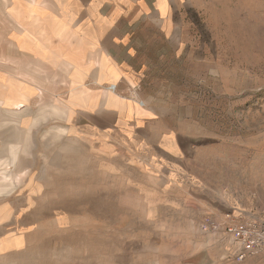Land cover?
<instances>
[{
  "label": "rangeland",
  "instance_id": "1",
  "mask_svg": "<svg viewBox=\"0 0 264 264\" xmlns=\"http://www.w3.org/2000/svg\"><path fill=\"white\" fill-rule=\"evenodd\" d=\"M170 2L171 36L156 14L135 25L142 82L112 91L118 107L103 96L128 119L154 111L136 133L103 112L107 131L77 127L73 109L97 105L81 83L61 85L63 102L46 84L27 109L0 106V264H264V0ZM131 89L137 103L120 97ZM229 220L254 227L255 253Z\"/></svg>",
  "mask_w": 264,
  "mask_h": 264
},
{
  "label": "crops",
  "instance_id": "2",
  "mask_svg": "<svg viewBox=\"0 0 264 264\" xmlns=\"http://www.w3.org/2000/svg\"><path fill=\"white\" fill-rule=\"evenodd\" d=\"M171 7L170 0H0V101L13 100L16 104L23 101L22 109H27L36 94L43 95L40 92L46 87L42 85L52 84L57 85L53 101L63 102L61 85L81 83L95 95L97 105L93 109H73V115L79 113L87 120L85 125L76 122L77 127L99 130L95 117L103 112L112 115L114 125L128 136L136 133L141 124L155 120L154 111L147 110L150 116L133 114L128 119L116 110H104L103 96L108 89L111 96V85L118 88L142 82L147 63L139 57L134 42L139 30L135 25L151 20L156 14L166 28V37L171 36L174 29ZM21 84L23 90L27 87V93L18 95ZM135 95L138 92L131 89L120 97L135 103ZM75 97L76 101H89L85 92ZM55 102L49 106L59 107ZM106 105L118 107L123 102L111 96ZM53 119V124L62 121ZM59 128L62 129L57 125L53 129ZM178 140V134L168 131L162 147H157L171 154L173 149L167 148L164 141L174 147Z\"/></svg>",
  "mask_w": 264,
  "mask_h": 264
},
{
  "label": "built area",
  "instance_id": "3",
  "mask_svg": "<svg viewBox=\"0 0 264 264\" xmlns=\"http://www.w3.org/2000/svg\"><path fill=\"white\" fill-rule=\"evenodd\" d=\"M116 86H112L111 89L116 91ZM143 106V104H141ZM225 231L228 233L231 238L235 240L238 244H241L243 253H255L260 244L255 238V229L254 227L246 224L245 222H238L236 220H229L225 224ZM240 246V245H239ZM245 256H242V260Z\"/></svg>",
  "mask_w": 264,
  "mask_h": 264
},
{
  "label": "bare ground",
  "instance_id": "4",
  "mask_svg": "<svg viewBox=\"0 0 264 264\" xmlns=\"http://www.w3.org/2000/svg\"><path fill=\"white\" fill-rule=\"evenodd\" d=\"M5 104H7V101H0V106H2V105H5ZM20 109L23 107V101H19L17 104H16ZM18 110V109H17ZM14 111V110H6V111H4V113H2V114H4L6 117H9V118H11L12 116L11 115H13V114H15V113H21V110H19V111ZM14 111V112H13ZM5 112H7L8 114H5ZM53 113L54 114H61V112L59 111V110H57V109H55V111H53ZM18 116V115H17ZM15 117V116H14ZM18 153H19V151H17V150H12V154L15 156V158H17V156H18ZM19 158V157H18ZM14 161H15V163H18V161L19 160H17V159H14ZM2 180H5L4 181V183L3 184H9V182H7L6 181V179H2ZM3 182V181H2Z\"/></svg>",
  "mask_w": 264,
  "mask_h": 264
}]
</instances>
